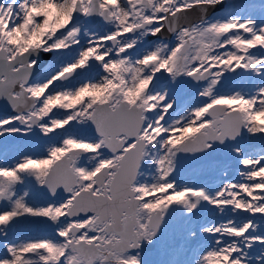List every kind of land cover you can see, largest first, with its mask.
<instances>
[{"label": "snow or ice", "instance_id": "snow-or-ice-1", "mask_svg": "<svg viewBox=\"0 0 264 264\" xmlns=\"http://www.w3.org/2000/svg\"><path fill=\"white\" fill-rule=\"evenodd\" d=\"M165 29L174 42H148ZM238 69L251 87L220 91ZM192 82L200 101L172 115ZM0 101V137L48 141L0 163V264H264V150L233 146L241 179L216 187L176 175L185 156L264 135V0H0ZM205 206L219 218L193 230ZM176 217L185 240L211 238L191 258L165 244ZM41 219L50 234L10 238Z\"/></svg>", "mask_w": 264, "mask_h": 264}, {"label": "rangeland", "instance_id": "rangeland-1", "mask_svg": "<svg viewBox=\"0 0 264 264\" xmlns=\"http://www.w3.org/2000/svg\"><path fill=\"white\" fill-rule=\"evenodd\" d=\"M227 2L236 4L238 6V10L243 11V6L250 3H256L258 5L260 0H227ZM223 9L214 14H223ZM99 23L100 22H97L93 24V26L99 27ZM160 41L174 42L175 36L173 34L169 40L152 39L148 42L158 43ZM101 71V69L95 68L94 70H92L91 74L96 75ZM161 84L170 85L171 81L169 79L165 83ZM251 85L252 81L248 78L243 70L239 69L236 75H233L232 73L226 74V78L222 82L220 91L227 92L233 89L248 90ZM173 91L175 93L174 98L177 100L179 107L176 109V112L172 113V115L182 113L183 111L187 110V108L198 103L201 99L197 95V88L184 86L182 84L180 87L174 88ZM89 130L90 129H85L83 131L89 134ZM244 134H246L247 136L246 143L238 145L242 147L246 153L255 154L264 150L262 147L260 148L256 143V139L259 134L255 136H252L246 132ZM235 145L237 144H232L230 146L224 147L221 150L223 154V160L219 162L203 164L202 166L197 167L195 166L192 157H189L185 160L181 159L178 167V172L176 173L178 180L182 185H207L211 187H216L228 180H240L241 177L238 175V172L241 170V166L235 159V153L232 152V147ZM47 147L48 141L44 138H41L40 136L38 137L29 135L27 137H24L8 135L5 137H0V163H14L18 158H20L21 153L42 157L46 155ZM218 218V213L214 212L211 209V206H205L193 220L191 227L193 230H195L197 222L216 221L218 220ZM45 222L46 221L42 219L22 222L13 230V233L10 234V238L23 239L26 237H36L40 235L50 234L52 231H44L43 226ZM182 223L186 224V222L183 221L182 218H174V227L170 230L169 235L166 237L165 244L166 246L179 245L183 247L187 252L189 258H191L194 252H197L201 248L206 247L208 244H210L211 238H188L187 240H185L179 228ZM2 243L3 242L0 241V254L3 253ZM151 258L155 260L160 259L161 257L159 254L154 253Z\"/></svg>", "mask_w": 264, "mask_h": 264}, {"label": "water", "instance_id": "water-1", "mask_svg": "<svg viewBox=\"0 0 264 264\" xmlns=\"http://www.w3.org/2000/svg\"><path fill=\"white\" fill-rule=\"evenodd\" d=\"M224 8L223 5H217L215 8H209L208 9V16L210 17L213 13L215 12H218L220 10H222ZM188 20L192 21V22H196L200 16V12L198 9H193L191 10L188 14ZM99 22V19L97 18V20L93 23H97ZM183 22V21H182ZM172 36V33L168 32L166 29L163 30L160 34H158L156 37H148V40L150 39H154V38H158V39H164V40H169ZM46 59H50V57H47ZM95 68H93L92 70H94ZM239 71V69L237 70V72ZM236 73H233V75L237 74ZM188 79V78H187ZM186 79V80H187ZM168 78L165 74L164 77L161 78V81L160 83H163L165 81H167ZM186 85H192V86H197L195 84V82H192V83H185ZM4 105H5V102L4 101H0V113H4V114H11V109L9 108L7 111L4 110ZM90 135L94 134V128L90 129L89 131ZM39 136V135H38ZM247 136L246 134H243L242 137H239L237 138V141L233 142V141H229L228 142V146L232 145V144H245L246 143V139ZM256 143L261 146V147H264V135H259L256 139ZM225 146H220L219 148H217L215 151H212L210 152L209 154L207 155H196V156H193V160H194V163L196 165H199V164H202V163H206V162H215V161H220L223 159V155H222V152L221 150L224 148ZM192 155H188V156H185L182 158V160H185L189 157H191ZM44 227H45V230L46 231H52L53 230V225L51 224V222H45L44 223Z\"/></svg>", "mask_w": 264, "mask_h": 264}, {"label": "flooded vegetation", "instance_id": "flooded-vegetation-1", "mask_svg": "<svg viewBox=\"0 0 264 264\" xmlns=\"http://www.w3.org/2000/svg\"><path fill=\"white\" fill-rule=\"evenodd\" d=\"M4 115H6V114H2V113H0V116H4Z\"/></svg>", "mask_w": 264, "mask_h": 264}]
</instances>
